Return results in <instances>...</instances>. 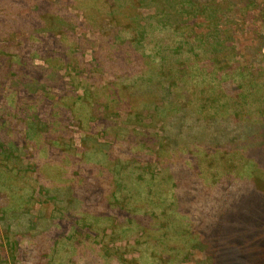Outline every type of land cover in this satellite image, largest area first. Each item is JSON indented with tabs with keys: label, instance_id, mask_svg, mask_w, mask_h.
<instances>
[{
	"label": "rangeland",
	"instance_id": "rangeland-1",
	"mask_svg": "<svg viewBox=\"0 0 264 264\" xmlns=\"http://www.w3.org/2000/svg\"><path fill=\"white\" fill-rule=\"evenodd\" d=\"M218 3L234 4L230 15L233 24L224 29V36L232 38L237 59L258 68L255 52L262 47L264 53V0ZM153 12V8H142L138 0H132L123 9L115 0H0V141L5 148H15L12 160L3 162L0 155V168L8 175L0 178V207L9 193L10 204L11 196L22 200V219L28 215L41 219L33 231L23 236V224L17 227L19 222H14L9 230L0 214V264H47L48 249L65 241L73 223L84 218L93 221L100 231L107 228L109 237L93 238L104 258L88 253L89 258L80 264H94L96 260L99 263L100 259L102 264H168L163 259L172 260L171 264H211L210 254L199 243L202 235L193 227L216 222L241 192L238 185L249 186L248 175L259 164L253 157L242 160L239 170L229 173L219 168L221 160H213L223 149L174 156L172 163L176 165L171 170L185 172L172 190L182 193L181 215L167 209V202L153 199L149 205L156 209L152 219L143 213L135 216L138 226L144 228L141 238L132 231L137 226L126 225L128 217L124 212L109 209L103 201L108 194L105 174L97 171L98 178L93 170H87L89 174L81 168L89 150L85 143L90 137L107 143L103 130L108 122L109 126L116 123L131 133L136 130L153 136L161 132V123L153 120V113L148 110L138 112L123 104L116 112L104 109L99 113L94 106V101L104 105L110 96L115 97L112 89L116 87L127 100L125 88L132 77L149 69V64L138 63L135 57L132 71L130 66L120 65L109 45L136 13L146 17ZM99 60L104 68L98 65ZM142 102L145 100H137V104ZM35 115L41 130L29 127ZM98 117L102 119L96 123ZM147 147L156 150V155H160L157 163L164 166L160 162L164 158L163 147L153 141H148ZM198 161H204L205 174L217 172L218 181H210V176L197 178L181 167L193 166ZM174 177L177 178L176 174ZM206 179L209 182H204ZM223 179L227 183H220ZM261 179L264 181V177ZM97 181L101 188L88 186ZM172 185H163L161 198L170 197ZM68 188L75 190L76 205L64 199L54 214V202L48 199L56 193L66 194ZM235 192L238 193L234 196ZM246 201L247 207L239 211L240 217H232L229 233L250 264H255L254 248L264 237V194ZM66 209L70 212L64 213ZM49 217L54 219L52 233ZM9 240L21 242L14 259ZM60 255L63 257V251ZM243 261L237 254V263Z\"/></svg>",
	"mask_w": 264,
	"mask_h": 264
},
{
	"label": "trees",
	"instance_id": "trees-1",
	"mask_svg": "<svg viewBox=\"0 0 264 264\" xmlns=\"http://www.w3.org/2000/svg\"><path fill=\"white\" fill-rule=\"evenodd\" d=\"M131 1L115 0V3L123 9L125 5L131 4ZM138 1L142 8H153L154 12L146 17L137 13L131 17L129 19L131 23L119 32L110 43L109 49L113 53L116 52V62H120L119 64L126 68L130 66L131 71L134 68V57L138 63L143 61L149 64V69L138 71V74L132 77L130 84L125 88L127 94L124 97H127L128 101L122 98L123 94L116 87L112 89L115 97L110 96L104 105L94 101L96 104L94 106L99 113L104 109L116 112L123 104L130 109L136 108L138 112L148 110L153 113L155 118L153 120L161 123V132L153 136L140 134L136 130L131 133L124 127H117L116 123L109 126L108 122L103 130L107 143H99L90 137L85 143L89 150L84 154V165H81V168L85 172L93 170L98 178L100 177L96 175L97 171L105 174L108 194L103 197V201L109 209L124 212L128 217L126 225L137 226L138 229L132 231L141 238L144 228L138 226L135 216L143 213L152 219L156 213V209L149 206L153 199L158 198L164 203L167 202L169 205L166 206L167 209L172 208L173 213L181 215L182 193L172 190L176 187V182L181 179L180 174L185 175V172L171 170V167L176 165L172 163L174 156H180L185 152L199 154L201 150L209 152L223 149L225 151L221 152L217 159L212 158L215 162L221 160L219 168L222 172L229 173L239 170L242 160L253 157L259 164L256 163L252 173L248 175L249 186L243 183H240L242 186L238 185L242 189L239 190L241 192L234 193V196L238 193L235 202L223 211L216 222L210 221L205 227L201 225L193 227L202 235L199 243L202 250L206 249L210 254L211 264H238L237 254L244 259L240 264H250L251 261L244 256L240 246L233 241L229 226L232 217H240L239 211L247 207L246 200L251 202L256 194H264V181L261 179L264 177L262 47L255 52L258 68H253V63L252 65L242 63L237 59V48L232 38L224 36V29L233 24L230 15L234 4L218 3V0ZM262 44H264V35ZM147 50H150L149 53ZM98 65L105 67L100 60ZM141 99L145 102L137 104V100ZM87 109L90 112L91 109L89 107ZM63 116L68 115L63 114ZM36 118L37 115L34 116L29 127L33 129L37 127V130H41V125L39 126L35 121ZM101 119V117L95 119L96 123ZM148 141L163 147L161 156L164 158L159 161H163L164 166L157 163L156 159L160 155H156V150L147 147ZM186 143L188 144L184 145ZM14 152V146L5 148L0 141L1 161L12 160ZM144 161L145 165H143ZM203 163L204 161H198L193 166L181 165V167L188 169L187 174H194L197 178L210 176V181H218L217 172L209 171L208 175L205 174ZM5 171L0 168V178L8 177ZM225 175L219 174L221 177ZM206 181L209 182L207 179L204 180ZM169 182L173 183L170 197L161 198L164 197L163 185ZM220 183L225 184L227 181L223 179ZM88 186L93 189L101 188L98 181ZM74 191L73 188H68L66 194L56 193L57 195L48 199L54 202V214L64 199H68L67 203L70 205H76ZM3 194L5 196L4 192ZM156 194L160 195V198ZM8 198L9 193L5 196L3 206L0 207L1 220L9 230L14 222H19L17 227L23 224L22 234L26 236L36 228V223L41 219L32 215L22 219V215H25L22 212V200L20 197L16 200L11 196L13 204H10ZM133 201L135 204L132 203ZM162 209L166 210L164 207ZM69 210L71 211L72 208ZM69 210L66 209L64 213L70 212ZM47 220L51 232L54 219L49 217ZM187 226L192 230L189 223ZM108 231L107 228L100 231L95 223L87 218L77 219L65 241H62L58 247L55 244V248L48 249L47 264H80L89 258L88 253L104 258L103 255L100 256L102 249L97 247L93 238L102 239L108 236ZM8 243L14 259L15 249L21 242L9 240ZM61 251L63 257L60 255ZM254 252L255 264H264V237L256 244ZM124 260L120 261L126 263ZM163 261L172 263V260L168 259ZM94 264H102V260L100 259L99 263L96 260Z\"/></svg>",
	"mask_w": 264,
	"mask_h": 264
}]
</instances>
